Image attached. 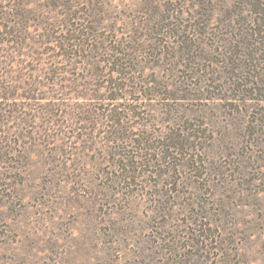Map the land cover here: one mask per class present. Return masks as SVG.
<instances>
[{"label": "rangeland", "instance_id": "obj_1", "mask_svg": "<svg viewBox=\"0 0 264 264\" xmlns=\"http://www.w3.org/2000/svg\"><path fill=\"white\" fill-rule=\"evenodd\" d=\"M0 264H264V0H0Z\"/></svg>", "mask_w": 264, "mask_h": 264}]
</instances>
